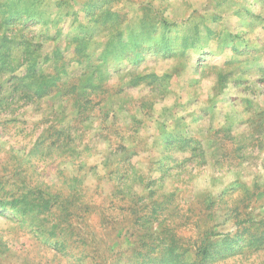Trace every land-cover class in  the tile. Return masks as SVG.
Masks as SVG:
<instances>
[{
  "label": "rangeland",
  "instance_id": "374dc122",
  "mask_svg": "<svg viewBox=\"0 0 264 264\" xmlns=\"http://www.w3.org/2000/svg\"><path fill=\"white\" fill-rule=\"evenodd\" d=\"M0 264H264V0H0Z\"/></svg>",
  "mask_w": 264,
  "mask_h": 264
}]
</instances>
